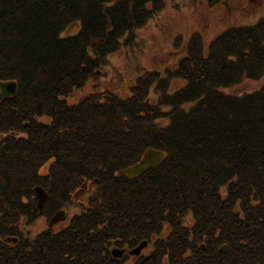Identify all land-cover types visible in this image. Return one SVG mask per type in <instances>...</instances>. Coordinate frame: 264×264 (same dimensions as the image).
I'll list each match as a JSON object with an SVG mask.
<instances>
[{
    "label": "trees",
    "instance_id": "16d2710c",
    "mask_svg": "<svg viewBox=\"0 0 264 264\" xmlns=\"http://www.w3.org/2000/svg\"><path fill=\"white\" fill-rule=\"evenodd\" d=\"M162 6L0 0V81L18 82L0 100V264H123L111 245L144 240L153 249L132 264H264V82L226 90L264 75V16L208 44L193 33L173 68L145 70L125 98L66 99ZM149 147L167 159L119 174ZM39 191L49 217L84 195L66 226L32 236L20 219H38Z\"/></svg>",
    "mask_w": 264,
    "mask_h": 264
},
{
    "label": "rangeland",
    "instance_id": "374dc122",
    "mask_svg": "<svg viewBox=\"0 0 264 264\" xmlns=\"http://www.w3.org/2000/svg\"><path fill=\"white\" fill-rule=\"evenodd\" d=\"M263 16L264 0H163L161 9L135 31V42L122 43L117 51L108 56L103 68L66 99L72 104L90 93L99 94L100 100L107 95L125 98L131 94L137 76L145 70L164 72L173 68L185 54L187 40L193 33L202 34L205 44H208L228 27L254 24ZM77 29L78 25L74 24L67 32L74 33ZM263 82L264 75L258 79L246 78L226 90L249 92L259 88ZM182 84V80L173 78L168 88L174 91ZM40 120L50 121L49 117H40ZM47 169L48 164L41 168V172ZM83 195L78 191L74 194V204H64L59 208L66 210L67 219L79 211L82 202L78 199H83ZM48 218L40 214L37 220L28 224L27 217H22L20 226L30 230L33 236L50 228ZM66 221L53 226L54 229L63 227L70 220Z\"/></svg>",
    "mask_w": 264,
    "mask_h": 264
},
{
    "label": "water",
    "instance_id": "95a60500",
    "mask_svg": "<svg viewBox=\"0 0 264 264\" xmlns=\"http://www.w3.org/2000/svg\"><path fill=\"white\" fill-rule=\"evenodd\" d=\"M0 99L2 98H8L9 96H12L17 93L18 91V85L16 81L10 80V81H4L0 82ZM1 137V134H0ZM167 158V155L164 151L154 149V148H148L145 150L142 158L135 164L130 165L128 167H125L119 171L120 174L125 175L129 178H135L139 175L143 174L150 168L160 164ZM41 195V193H40ZM41 202L43 201L44 197L41 195ZM65 211L59 210L53 215V217L50 219L49 225L52 226L53 224L60 222L62 220H65ZM146 241L141 243L139 246H137L135 249L131 250V254H140L143 247L146 245ZM221 250L224 252L228 251L227 245H224L221 247ZM123 250L120 249H114L113 254L117 257L123 255Z\"/></svg>",
    "mask_w": 264,
    "mask_h": 264
},
{
    "label": "flooded vegetation",
    "instance_id": "af4514ba",
    "mask_svg": "<svg viewBox=\"0 0 264 264\" xmlns=\"http://www.w3.org/2000/svg\"><path fill=\"white\" fill-rule=\"evenodd\" d=\"M113 248H119L121 250L124 251V254L121 258H115L112 254L111 256L115 259H121L123 261V264H132L134 262V260L139 257L140 255L145 257L148 256L151 252V250L153 249V243L148 242L147 245H145L143 247V249L141 250L140 254H131V250L134 248H131L129 245L126 244H122V245H116V244H112L110 247V251Z\"/></svg>",
    "mask_w": 264,
    "mask_h": 264
}]
</instances>
